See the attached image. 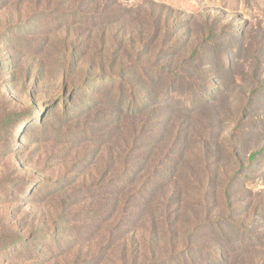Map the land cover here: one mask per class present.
I'll return each mask as SVG.
<instances>
[{"label": "rangeland", "instance_id": "obj_1", "mask_svg": "<svg viewBox=\"0 0 264 264\" xmlns=\"http://www.w3.org/2000/svg\"><path fill=\"white\" fill-rule=\"evenodd\" d=\"M66 1L0 0V117L37 111L15 134L10 129L0 134V264L151 260L148 226L130 233L118 229L115 239H126L111 251L104 244L102 185L121 169L115 156L125 143L120 131L102 143V126L94 125L102 107L100 114L80 115L96 84L83 78L96 74L95 64L110 61L123 41L156 66H172L203 43L204 59L195 73L213 89L205 94L206 104L184 118L182 133L192 147L181 164L186 177L180 178L197 188L199 170L214 168L219 185L233 180L245 185L235 195L229 217L234 226L225 239L234 248L233 264H264V154L248 162L264 147V0H100L86 8ZM56 5L69 13L67 24L58 20ZM72 10L89 22L112 14L102 23L82 25L71 21ZM121 10L132 11L126 16L135 19L116 22ZM152 115L146 113L143 122ZM71 132L76 140L67 143ZM204 141L212 146L209 160L197 147ZM216 201L212 211L223 215ZM14 238L21 242L4 249ZM173 242L168 254L176 250Z\"/></svg>", "mask_w": 264, "mask_h": 264}, {"label": "trees", "instance_id": "obj_2", "mask_svg": "<svg viewBox=\"0 0 264 264\" xmlns=\"http://www.w3.org/2000/svg\"><path fill=\"white\" fill-rule=\"evenodd\" d=\"M99 1L67 0L65 3L86 8L88 5L96 6ZM95 6L93 10H99ZM56 9L58 20L67 24L69 13L65 12V15L62 8ZM120 12L116 22L128 23L135 19V14L126 16L132 11ZM70 13L71 21L82 25L102 23L112 14L89 22L90 18L83 12L72 10ZM217 37L210 36V39ZM202 47L203 43L197 44L190 55L169 67L163 64L156 66L146 58H140L139 53H134L123 41L110 61L104 58L98 62L100 66L95 64L96 74L83 78L86 84H96L80 115L100 114L99 108L102 107L100 120L94 123L102 126V143L113 139L118 131L125 143L115 156L121 169L114 180L102 185V225L108 227L103 237L104 244L111 251L124 238L115 239L118 229L123 232L129 229L130 233L148 226L154 247L151 260L144 264H233L236 260L231 251L234 248L225 236L226 229L234 226L229 217L235 209L232 207L235 195L246 191L245 185L237 180L219 185L213 176L216 172L219 177V170L214 168L199 170L202 179L197 188L191 189L181 180L186 179L181 164L192 147L189 135L182 133L185 130L184 118L192 117L197 105L206 104L209 96L205 94L213 87L205 83L206 80H199L198 72L195 73V65L204 59ZM221 63L223 66L224 59ZM211 79L216 81V74ZM77 83L71 84L75 85V91L80 88ZM36 112L3 114L0 117V134L8 129L15 134L16 126H22L21 123L24 126L25 120ZM146 113L153 114L147 124L143 122L147 118ZM74 132H71L67 143L76 140L73 135L77 132ZM166 136L169 139L165 140ZM197 147L203 158L209 160L213 157L212 146L206 141L198 142ZM261 154H264V147L251 155L248 162ZM181 175L185 177L180 178ZM188 193L198 196L192 199ZM218 199L223 206V215L212 211ZM134 204L139 206L132 208ZM170 240L174 241L171 247L176 250L168 254ZM6 241L4 249L21 242L15 238ZM135 260H139L137 256Z\"/></svg>", "mask_w": 264, "mask_h": 264}]
</instances>
